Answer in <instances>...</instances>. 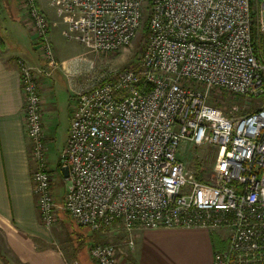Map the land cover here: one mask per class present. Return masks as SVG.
<instances>
[{
	"label": "built area",
	"instance_id": "2783aa9c",
	"mask_svg": "<svg viewBox=\"0 0 264 264\" xmlns=\"http://www.w3.org/2000/svg\"><path fill=\"white\" fill-rule=\"evenodd\" d=\"M25 5L46 60L17 59L42 222L59 207L47 161L38 76L57 63L38 0ZM57 1L58 3H56ZM75 38L94 52L129 45L147 20L137 67L98 77L76 93L59 166L68 167L62 206L79 225L231 228L210 264H264V0H50ZM257 96L239 114L210 102L212 90ZM218 151L213 181L197 178L178 154L181 142ZM95 264H120L113 244L90 249Z\"/></svg>",
	"mask_w": 264,
	"mask_h": 264
},
{
	"label": "crops",
	"instance_id": "0c3cea01",
	"mask_svg": "<svg viewBox=\"0 0 264 264\" xmlns=\"http://www.w3.org/2000/svg\"><path fill=\"white\" fill-rule=\"evenodd\" d=\"M10 35L13 44L9 47L0 39V232L3 243L0 259L3 264H69L71 254L49 241L34 192L35 161L27 134L17 59L37 66L41 58L32 52L29 33L23 25ZM24 51L26 54L22 55ZM59 72L57 68L53 74ZM38 80L45 141L49 145L54 140L53 127H64L62 151L74 106L65 118H57L54 95L48 84L51 79L39 75ZM221 232L219 227H137L132 231L134 249H121L117 258L120 264H210L214 251L227 246Z\"/></svg>",
	"mask_w": 264,
	"mask_h": 264
},
{
	"label": "rangeland",
	"instance_id": "374dc122",
	"mask_svg": "<svg viewBox=\"0 0 264 264\" xmlns=\"http://www.w3.org/2000/svg\"><path fill=\"white\" fill-rule=\"evenodd\" d=\"M55 2L58 3L57 1ZM59 5L53 4L50 0H38V6L45 14L50 25L47 39L53 47L57 63L54 71L57 68L60 69L59 73H52L51 78L50 76L44 77L51 79L48 80V84H50L54 95L57 118L59 116L60 118H65L75 106L78 90L91 85L94 81L96 82L98 77L111 78L114 73L134 67L136 64L139 65L146 48L148 29L147 20H145L129 45L112 52H94L75 38H68L65 35L66 32L70 33L69 25L62 17L63 13ZM31 17L25 5L9 1L0 2V39L8 47L11 46L13 42L10 34L12 32L16 33L19 25H23L29 33V43L32 52L36 57L41 58L40 64H37L41 65L46 60L35 31L36 26ZM26 40L27 38L25 37V42ZM25 51L21 54H26ZM210 102L220 107L224 112H228L231 104H236L239 108L237 113L245 114L257 109L263 99L250 95L236 96L215 89L210 93ZM51 134L54 140L49 144L50 147L46 143L47 161L53 173L52 190L59 207H57L56 218L51 225L46 226L42 222L49 234L51 244L71 254L72 258L69 260V264H95L89 249L93 244L97 243L113 244L116 258L118 257L117 252L121 249H134V247L129 246V233L121 224H115L104 231H94L89 227L76 223L73 217L61 208L67 186V179L62 175L58 167V160L64 141V127H53ZM48 151H50L49 158ZM178 154L197 178L208 182L213 181L215 164L219 155L214 147L209 145L195 146L182 141ZM197 164H199V168H196ZM218 227L222 230V237L228 245L231 228L227 226ZM2 246V235L0 232V249ZM0 264H3L2 259H0Z\"/></svg>",
	"mask_w": 264,
	"mask_h": 264
},
{
	"label": "water",
	"instance_id": "95a60500",
	"mask_svg": "<svg viewBox=\"0 0 264 264\" xmlns=\"http://www.w3.org/2000/svg\"><path fill=\"white\" fill-rule=\"evenodd\" d=\"M60 171H61V173H62V175L65 177V178H67L68 177V167H66V166H62L61 168H60Z\"/></svg>",
	"mask_w": 264,
	"mask_h": 264
},
{
	"label": "trees",
	"instance_id": "16d2710c",
	"mask_svg": "<svg viewBox=\"0 0 264 264\" xmlns=\"http://www.w3.org/2000/svg\"><path fill=\"white\" fill-rule=\"evenodd\" d=\"M134 67H137V64H136ZM196 168H199V164L196 165ZM222 249H224V247H222V248L219 249V250H222Z\"/></svg>",
	"mask_w": 264,
	"mask_h": 264
}]
</instances>
